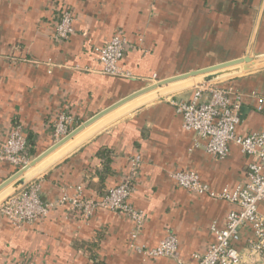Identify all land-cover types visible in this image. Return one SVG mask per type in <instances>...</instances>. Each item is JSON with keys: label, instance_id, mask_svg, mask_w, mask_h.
<instances>
[{"label": "crops", "instance_id": "crops-1", "mask_svg": "<svg viewBox=\"0 0 264 264\" xmlns=\"http://www.w3.org/2000/svg\"><path fill=\"white\" fill-rule=\"evenodd\" d=\"M64 8L74 16L73 32L59 40L54 30ZM118 31L134 45L119 62L125 76L103 73L94 51ZM249 45L252 57L264 55V0H0V146L19 123L31 160L54 143L52 121L59 111L74 117V128L146 85L242 57ZM218 82L261 90L264 69ZM193 88L146 101L81 141L32 179L41 198L54 200L76 185L85 196L98 197L123 179L129 158L138 154L130 202L146 221L135 243L150 248L171 232L177 256L194 263L192 253L204 252L214 240L211 223L221 226L235 206L176 186L171 172L194 170L213 190L232 188L244 179L246 157L233 144L223 159L193 146L194 134L182 128L169 102L172 96L190 98ZM254 130H264V113L245 99L236 132ZM18 169L0 160V182ZM131 229L125 217L103 208L83 220L76 211L56 207L19 227L0 213V264H178L131 248ZM248 237L243 231L241 251ZM89 245L95 246L94 259L87 256ZM243 261L260 264L247 254Z\"/></svg>", "mask_w": 264, "mask_h": 264}, {"label": "built area", "instance_id": "built-area-1", "mask_svg": "<svg viewBox=\"0 0 264 264\" xmlns=\"http://www.w3.org/2000/svg\"><path fill=\"white\" fill-rule=\"evenodd\" d=\"M74 16L67 9L60 10L55 25L54 37L67 39L73 32ZM134 47L125 35L118 31L103 45L95 46L102 72L112 76H125L119 62L128 48ZM245 99H253L254 108L264 113V88L243 91L234 85L211 82L193 88L190 98L170 97L169 102L181 116L182 128L194 134L193 146L201 144L203 149L216 159H223L233 144L246 157L244 179L234 187L227 186L213 190L203 182L194 170L171 172L176 186L199 195H208L217 200H225L235 206L221 226L212 222L209 230L214 238L202 253L194 252L195 262L190 263L177 256L178 240L171 232L153 247L135 243L145 221L146 214L130 202L135 190V180L141 157L137 154L129 158L128 172L123 179L108 187L100 196H85L81 185L68 192L64 189L60 197L44 200L40 187L34 180L28 181L0 203V213L15 227L33 224L46 217L56 208L63 207L76 211L83 220H88L96 209L103 208L122 215L131 224L130 246L147 257H172L178 264H244L247 254L264 264V130L237 133L240 123V109ZM74 117L65 110L57 113L52 121V138L56 142L73 128ZM0 160H6L18 168L30 160L27 138L19 123H14L6 140L0 146ZM243 231L248 232L245 252L238 244ZM20 264H32L27 260Z\"/></svg>", "mask_w": 264, "mask_h": 264}, {"label": "water", "instance_id": "water-1", "mask_svg": "<svg viewBox=\"0 0 264 264\" xmlns=\"http://www.w3.org/2000/svg\"><path fill=\"white\" fill-rule=\"evenodd\" d=\"M251 46L252 45H249L245 55L242 57H237L159 79L155 83L146 85L95 113L93 116L74 127L61 139L54 142L47 149L39 153L27 164L1 181L0 203L88 136L120 115L138 107L144 102L172 92L180 91L182 89L192 88L211 82H218L241 73L264 69V55L261 57H252L250 55ZM105 115L107 116L102 120L97 121ZM85 128L88 129L82 132ZM80 132L82 133L76 136Z\"/></svg>", "mask_w": 264, "mask_h": 264}, {"label": "trees", "instance_id": "trees-1", "mask_svg": "<svg viewBox=\"0 0 264 264\" xmlns=\"http://www.w3.org/2000/svg\"><path fill=\"white\" fill-rule=\"evenodd\" d=\"M223 84H225V83H223ZM29 156H30V154H29ZM101 156L105 159V165H106V167H108L107 166V163H108V161H109V158H108V155L105 153V154H101ZM100 189V188H99ZM105 191L106 190H104L103 192H102V194L103 193H105ZM94 244V243H93ZM94 248H95V246L94 245H89L88 247H87V249H86V253H87V256L88 257H92V259H94V258H96V255L94 254Z\"/></svg>", "mask_w": 264, "mask_h": 264}, {"label": "bare ground", "instance_id": "bare-ground-1", "mask_svg": "<svg viewBox=\"0 0 264 264\" xmlns=\"http://www.w3.org/2000/svg\"><path fill=\"white\" fill-rule=\"evenodd\" d=\"M48 167V166H47Z\"/></svg>", "mask_w": 264, "mask_h": 264}]
</instances>
